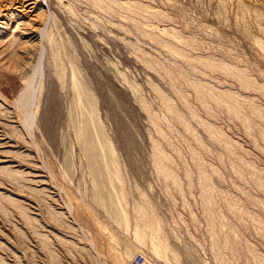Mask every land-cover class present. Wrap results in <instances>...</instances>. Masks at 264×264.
Masks as SVG:
<instances>
[{"label":"rangeland","instance_id":"374dc122","mask_svg":"<svg viewBox=\"0 0 264 264\" xmlns=\"http://www.w3.org/2000/svg\"><path fill=\"white\" fill-rule=\"evenodd\" d=\"M22 1L0 0V264H264V0Z\"/></svg>","mask_w":264,"mask_h":264},{"label":"bare ground","instance_id":"6f19581e","mask_svg":"<svg viewBox=\"0 0 264 264\" xmlns=\"http://www.w3.org/2000/svg\"><path fill=\"white\" fill-rule=\"evenodd\" d=\"M20 2H21V5L25 6L23 4L24 1L20 0ZM31 2H33V1H29L28 3L30 4ZM28 3H26V5ZM21 5L18 4L19 7H21ZM16 15H18V14H16ZM18 26H19V22H18V24L16 23L15 26L12 28V32H14L18 28ZM40 29H38V30L40 31ZM30 32H32V31H30ZM33 45H34V49L36 50V54H37L35 56L36 58H34V59H36L37 61L35 64H32V67L30 69L31 72L28 73L24 77V83H23L24 86L22 87V89L20 90V92L17 94V96L15 97V99L13 101L15 108H17L19 111H21L24 122L26 123L25 125H27L28 128H29V126H31V124H33V122L35 120L36 111L38 109V101H37L38 96L36 97V94H37V91L40 92V90L42 88V81H40L41 83L40 82L37 83L36 82V76L39 73H41V70L39 68L41 66L40 64H41L43 48L39 44V41H36L35 43H33ZM81 89H82L81 85L77 86V83L73 84V90L77 94L76 95L77 96V103L80 104V106L83 108V110L86 113L88 112L87 116H88L89 120H91L94 123V121H95V116L93 114L94 113V109H93L94 103L89 99L88 95L84 94V97H83ZM81 112H82V109H81ZM91 121H90V124L92 123ZM152 248L154 249V251L157 252L159 249V246L155 242L152 241ZM144 257H145V261H146V256L144 255ZM144 262L142 264H144ZM147 264H156V263L150 262Z\"/></svg>","mask_w":264,"mask_h":264},{"label":"built area","instance_id":"2783aa9c","mask_svg":"<svg viewBox=\"0 0 264 264\" xmlns=\"http://www.w3.org/2000/svg\"><path fill=\"white\" fill-rule=\"evenodd\" d=\"M144 261H145L144 255L140 252H137L130 258L128 263L129 264H142Z\"/></svg>","mask_w":264,"mask_h":264}]
</instances>
